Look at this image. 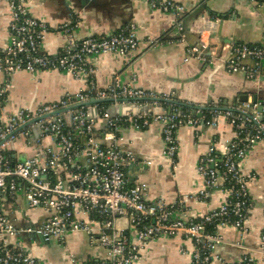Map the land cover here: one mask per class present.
Wrapping results in <instances>:
<instances>
[{
	"label": "crops",
	"instance_id": "1",
	"mask_svg": "<svg viewBox=\"0 0 264 264\" xmlns=\"http://www.w3.org/2000/svg\"><path fill=\"white\" fill-rule=\"evenodd\" d=\"M10 1L0 0V52L10 44ZM159 1H172L183 6L184 11L180 15L165 12L160 7L153 8L148 0H28L27 8L31 16L49 27L42 40V49L48 55H58L69 46L70 39L64 29L74 20H77V25L73 36L77 40L110 37L125 26H136L139 46L129 57L113 54L89 57L97 91L105 90L115 77H119L123 84L136 77V87L159 96H172L173 101L198 108H206L213 103L223 108H235L242 105L245 96L248 103L257 98L258 110L264 116V62L257 65L258 75L250 78L244 72H227L221 60V56L228 54L223 47L231 41L264 47V3L251 0ZM216 18L218 23H214ZM179 25L186 35L183 42ZM203 27L213 30L212 62L196 59L185 62L189 47L200 44ZM243 65L248 69L256 67L255 62L249 59L243 60ZM7 81L13 85L5 103V113L9 115L21 109L36 111L44 105L73 98L89 90L86 78L77 79L70 73L55 70L23 71L8 76L0 67V85ZM113 104L107 103L105 110ZM142 105L152 106L151 113L155 115L168 114L172 109L168 104L155 106L144 102ZM142 105L125 101L115 106L128 115L140 112ZM6 123L0 121V130ZM106 130L105 121H99L95 126L97 138L101 139ZM119 136V147L132 151L136 157V163L128 168L129 184H147L149 202H163L168 206L181 202L187 218L197 221L226 201L227 193L221 187L208 200L198 199L203 187L198 171L201 157L211 146L220 150L228 140L235 138L234 128L226 120H219L216 126L184 125L178 129L176 164H172L164 154L163 126L159 122H151L140 130L124 124L120 127ZM47 148L59 150L50 138H41L38 142L33 140L26 146L25 140L18 136L9 141L5 153L16 164ZM85 162L82 157L75 161L86 167ZM239 166L243 174L252 176L248 184L252 210L244 230L233 226L218 229L227 243L215 249L212 264H235L245 256L253 257L255 264H264V254L260 252L264 227V140L247 153ZM2 210L19 229L38 228L51 216L43 208L28 206L22 184L15 194L2 196ZM182 216L184 214L177 210L173 218ZM81 218L88 220L86 215H81ZM93 227L97 231L102 228L101 224H93ZM115 227L131 242L135 241L130 215L118 218ZM10 243L37 258L40 264H94L108 257L107 249L94 243L85 232L68 234L66 243L62 245L56 241L46 243L42 237L27 233L11 238ZM193 250L194 244L182 235L161 236L142 250L141 259L135 264H192Z\"/></svg>",
	"mask_w": 264,
	"mask_h": 264
},
{
	"label": "built area",
	"instance_id": "2",
	"mask_svg": "<svg viewBox=\"0 0 264 264\" xmlns=\"http://www.w3.org/2000/svg\"><path fill=\"white\" fill-rule=\"evenodd\" d=\"M148 1L153 8L160 7L165 12L180 15L184 11L183 6L172 1ZM251 1L264 3V0ZM27 2L11 0L9 3L10 44L0 52L1 70L8 76L23 71H63L77 79L86 78L89 90L73 98L44 105L36 111L21 109L9 115L5 113V103L13 85L9 81L0 85V121L7 122L0 130V264H40L37 258L11 245L10 239L18 234H34L42 237L46 243L56 241L62 245L66 243L68 234L77 232L87 233L94 243L107 249L108 257L94 264H135L150 242L161 236L180 235L194 244L192 264H212L215 249L227 243L218 229L233 226L244 230L252 210L248 189L252 176L243 174L239 164L258 142L264 140V116L258 110V105L242 103L239 107L223 108L213 103L199 108L196 116L187 114L181 117L175 108L168 114L155 115L143 111L140 114L111 117L99 104H85L90 99H114L140 105L150 102L158 106L162 101L174 100L172 96H159L136 87V77L127 84L115 77L105 90H96L89 57L101 54L129 57L139 46L136 26H125L110 37L77 40L73 36L77 25V20H74L64 29L70 39L69 46L58 55H48L42 49V40L49 27L30 15ZM218 22L216 18L214 23ZM178 29L183 42L186 38L183 27L179 25ZM212 31L208 27L200 30V44L189 47L185 62L193 59L212 62ZM223 50H228L227 56H221L227 72H244L250 78L258 75L257 65L264 62L263 46L231 41ZM246 59L254 61L256 67L246 68L243 65ZM94 108L97 110L96 118L92 115ZM204 110L208 111V118L203 116ZM222 119L234 128L235 138L228 140L220 150L211 146L201 157L198 166L203 180L198 199L208 200L221 187L226 191L227 199L220 208L194 221L187 218L181 202L174 206L163 202L151 203L147 200V184H129L128 168L136 163V157L132 151L119 147L122 125L131 124L140 130L151 122L161 123L164 154L172 164H176L178 129L184 125L216 126ZM99 121L107 122V130L101 139L95 134ZM35 129H41L36 139ZM18 136L25 140L26 146L33 140L38 142L41 138H50L59 150L47 148L13 164L5 151L9 141ZM81 157L85 159L86 167L75 163ZM20 184L25 187V199L30 208H43L51 213L38 228L19 229L3 213L2 196L15 194ZM177 210L184 216L174 219ZM81 215L88 216V220L81 218ZM127 215L131 216L136 233L134 242L115 227L118 218ZM93 224H101L102 228L97 231ZM260 252L264 254V227ZM235 264H255V260L245 256Z\"/></svg>",
	"mask_w": 264,
	"mask_h": 264
},
{
	"label": "water",
	"instance_id": "3",
	"mask_svg": "<svg viewBox=\"0 0 264 264\" xmlns=\"http://www.w3.org/2000/svg\"><path fill=\"white\" fill-rule=\"evenodd\" d=\"M122 103V102H125V101H115L114 99H105V100H95V99H93V100H90L88 103H86L85 105H95V104H100V103H114L115 105L117 104V103ZM127 102V101H126ZM243 103H248V97L247 96H245L244 97V100L242 101ZM112 105V106H110L109 107V109H107L106 110V112L111 116V117H115V116H125V114H123L122 112H121V109H120V107L119 106H115V105ZM256 104H258V102H257V98H254L253 99V102H251V105L253 106V105H256ZM152 109H153V107L152 106H144V107H141L140 108V112H143V111H149V112H151L152 111ZM140 112H138L137 114H140ZM92 115H93V117L94 118H96V115H97V110L94 108V109H92ZM199 117H202V114H199L198 115ZM105 123H106V125H107V122L105 121ZM40 133H41V129H35L34 130V139H36L39 135H40Z\"/></svg>",
	"mask_w": 264,
	"mask_h": 264
},
{
	"label": "trees",
	"instance_id": "4",
	"mask_svg": "<svg viewBox=\"0 0 264 264\" xmlns=\"http://www.w3.org/2000/svg\"><path fill=\"white\" fill-rule=\"evenodd\" d=\"M162 104L164 105H170L171 106V111L175 108L178 109V115H181L184 116V115H187V114H191V115H195L196 116V112L197 110L199 109L198 107H196L195 105L193 104H188V103H185V102H179V101H173V102H167V101H162ZM107 105V103H100L99 106L100 107H103L105 108V106ZM204 113V116L206 118H208V114H207V110H204L203 111ZM6 156H7V153H6Z\"/></svg>",
	"mask_w": 264,
	"mask_h": 264
}]
</instances>
